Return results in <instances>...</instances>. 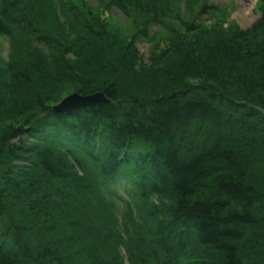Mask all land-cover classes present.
I'll use <instances>...</instances> for the list:
<instances>
[{"label":"trees","instance_id":"16d2710c","mask_svg":"<svg viewBox=\"0 0 264 264\" xmlns=\"http://www.w3.org/2000/svg\"><path fill=\"white\" fill-rule=\"evenodd\" d=\"M116 1L124 11L136 4ZM3 10L0 36L24 40L27 54L0 77V261L72 264L53 245L54 229L43 231L68 216L62 209L42 221L56 211L45 182L100 200L83 181L89 162L104 183L146 204L153 264H264V11L242 36L185 50L164 41L179 59L157 69L164 52L137 66L135 50L118 47L101 21L64 40L36 31L30 0ZM66 83L110 103L54 112L47 94Z\"/></svg>","mask_w":264,"mask_h":264},{"label":"rangeland","instance_id":"374dc122","mask_svg":"<svg viewBox=\"0 0 264 264\" xmlns=\"http://www.w3.org/2000/svg\"><path fill=\"white\" fill-rule=\"evenodd\" d=\"M11 1L0 0V12L5 10L6 4ZM132 1L136 4H128L129 8L124 11L116 8V0H30L31 18L40 34L45 32V35L49 33L64 40L73 39L77 34L75 28L78 24L92 26L101 21L108 38L118 47L123 45L135 50L137 66H151L154 59L164 52L165 61L163 60L164 63L157 68L161 69L169 60L179 59L174 56V51H169V46L163 44L164 41L168 40L170 44L178 42L185 50L201 46L202 40L211 43L220 38L242 36L264 11V5L258 0H159L161 9L158 14H153L150 11L151 0ZM213 9H217V12H212ZM138 30L147 36H138ZM155 41H158V46ZM20 42L25 43L22 39L15 38L11 41L0 36V77H5V68L13 59H23L27 54L26 44L22 47ZM152 44L158 47V50H154ZM168 52L170 53L167 54ZM72 93H76L72 84H62L47 94V97L51 98L48 104L54 106ZM27 117V114L16 116L18 121ZM8 123L14 127H23L22 123L17 126L10 121ZM87 163L85 175L88 181H83L95 189L100 195V200L97 196L94 200L89 194L86 204L82 194H77L76 190L72 195H68V190L64 193L60 188H55L58 183L51 180L45 182L52 190V195L47 196V199L56 211H52L54 215L44 213L42 221L55 219L59 213H63L62 209L67 210L63 214L68 216L58 222H50L53 226L46 227L43 231L54 229L51 237L53 245L59 253H71L69 262L72 264H153L154 261L149 255H152L155 248L148 234L150 222L148 218H144L147 217L144 212L146 204L133 200V197L127 196L121 188H112L104 183L97 169ZM79 176H84V172L79 173ZM63 195H67L68 199ZM104 199L109 200L111 221V217H108L104 210ZM40 205L44 206V201ZM95 212L97 221L94 218ZM35 220L40 224L38 219ZM69 226H73V233H69ZM95 226L102 228L97 227L96 232L93 229ZM83 227L91 229L94 232L92 236L84 234L86 230ZM106 235L110 241H106ZM81 245L86 246L85 249L80 247ZM100 251L105 254L96 255ZM113 255H117V263L112 261ZM0 264L6 263L0 261Z\"/></svg>","mask_w":264,"mask_h":264},{"label":"water","instance_id":"95a60500","mask_svg":"<svg viewBox=\"0 0 264 264\" xmlns=\"http://www.w3.org/2000/svg\"><path fill=\"white\" fill-rule=\"evenodd\" d=\"M109 103L103 93H95L90 95H80L78 93L71 94L63 99L53 110L58 113H68L76 109L91 107L97 104Z\"/></svg>","mask_w":264,"mask_h":264}]
</instances>
